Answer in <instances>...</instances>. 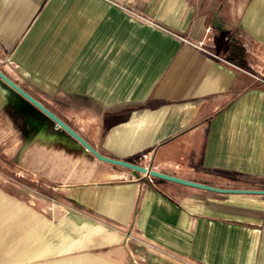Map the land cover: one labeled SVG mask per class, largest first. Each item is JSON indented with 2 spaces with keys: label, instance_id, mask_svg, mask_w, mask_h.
<instances>
[{
  "label": "crops",
  "instance_id": "1",
  "mask_svg": "<svg viewBox=\"0 0 264 264\" xmlns=\"http://www.w3.org/2000/svg\"><path fill=\"white\" fill-rule=\"evenodd\" d=\"M0 70L106 157L264 190V0H0ZM81 256L264 264V196L100 161L0 79V264Z\"/></svg>",
  "mask_w": 264,
  "mask_h": 264
},
{
  "label": "water",
  "instance_id": "2",
  "mask_svg": "<svg viewBox=\"0 0 264 264\" xmlns=\"http://www.w3.org/2000/svg\"><path fill=\"white\" fill-rule=\"evenodd\" d=\"M0 79L4 81L11 89L17 92L21 97H23L27 102L33 105L36 109H38L41 113H43L46 117H48L54 123V129L58 128L59 131L66 132L71 138L77 141L84 149L93 154L100 161L116 165L119 167L130 169L134 172L141 174H149L152 177L169 181L172 183H177L180 185L211 191L220 194H236V195H262L264 196V190H233V189H218L215 187H211L204 184H199L192 181H187L178 177H173L170 175H166L154 170H148V168L139 166L127 161H122L110 157H106L100 154L97 150H95L81 135H79L74 129H72L69 125H67L63 120H61L57 115L51 112L47 107H45L40 101L31 96L25 90H23L19 85L9 79L1 70H0ZM56 131V130H55Z\"/></svg>",
  "mask_w": 264,
  "mask_h": 264
},
{
  "label": "rangeland",
  "instance_id": "3",
  "mask_svg": "<svg viewBox=\"0 0 264 264\" xmlns=\"http://www.w3.org/2000/svg\"><path fill=\"white\" fill-rule=\"evenodd\" d=\"M91 261L86 262V264H91L93 262V260L98 259L99 257H92V256H88ZM51 262V263H50ZM83 260H82V256L81 257H73V258H61V259H56V260H52V261H47L43 264H82Z\"/></svg>",
  "mask_w": 264,
  "mask_h": 264
},
{
  "label": "built area",
  "instance_id": "4",
  "mask_svg": "<svg viewBox=\"0 0 264 264\" xmlns=\"http://www.w3.org/2000/svg\"><path fill=\"white\" fill-rule=\"evenodd\" d=\"M175 37L179 38L181 41H183L184 43L190 45L191 47H194V48H196L198 50H201L203 52H206V53L208 52L209 53V51L206 49V44L204 42H193V41H191L189 39H185L183 37H180L178 34H175ZM55 130L59 131L60 129L55 128Z\"/></svg>",
  "mask_w": 264,
  "mask_h": 264
}]
</instances>
